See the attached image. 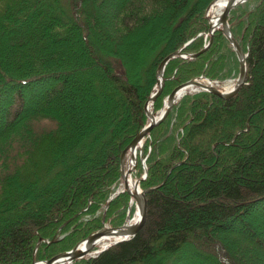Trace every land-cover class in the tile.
I'll use <instances>...</instances> for the list:
<instances>
[{"label":"trees","instance_id":"1","mask_svg":"<svg viewBox=\"0 0 264 264\" xmlns=\"http://www.w3.org/2000/svg\"><path fill=\"white\" fill-rule=\"evenodd\" d=\"M212 1L0 0V264L67 251L103 217L125 222L127 192L101 210L121 182V154L147 122L160 62L208 30ZM229 20L248 53L246 83L228 98L181 97L142 147L143 227L74 264H264V0ZM235 70L217 30L200 56L168 62L154 109L180 83Z\"/></svg>","mask_w":264,"mask_h":264},{"label":"water","instance_id":"2","mask_svg":"<svg viewBox=\"0 0 264 264\" xmlns=\"http://www.w3.org/2000/svg\"><path fill=\"white\" fill-rule=\"evenodd\" d=\"M214 1L215 0H213L211 2V4ZM246 1L247 0H229L226 8L223 10V12L219 18V21L215 24L211 23L210 18L208 16V21H209L208 30L206 32L199 33V34L204 35L205 43H204L202 49L198 52L188 53L190 58H195V57L200 56L211 45L215 32L217 30H222L223 33L228 37L230 43L232 44L234 50L236 51V53L238 55L239 61H240V71H239V75L237 77V82L231 91H229L227 93H223V92H221V90L217 86H215L213 84V81L211 79H208V83H204L201 81L202 79H205L204 76H199V77L190 79L186 82H183V83L177 85L167 96L166 99L168 100V103L166 104L164 109L162 108L160 113H154L153 116L148 117L147 116L148 115L147 114V106H149V104H151L152 109H154L153 103L161 95V93L164 89V85H165L164 72H165L166 65L173 58H176L178 56L185 57L186 56V53L184 52L185 47L188 44H190L194 39H196V37H193L192 39H190L181 48H179V49L171 52L170 54H168L160 62L159 67H158V73H157L158 75L161 76L160 85L158 88L157 87L154 88V90L152 91L148 100L144 104V113L148 119L147 123L142 127V129L137 133L135 138L123 150V152L121 154V175H122V178H123L124 183L126 185H128L127 180H126L127 174H131L132 171L135 170L136 165H137V161H138V159L136 157L135 165L132 168H129L126 170L124 165H123V160L126 158L128 151L133 150V149L137 150L139 144L144 141L146 136H148L150 134L151 130L167 116V114L170 112V110L173 108V106L177 103L178 99L181 97L180 96V90L186 89L189 87H195V88L200 87L204 90L213 92V93H215L221 97L228 98V97L232 96L233 94H235L241 88V86L246 83V80H247L246 57L248 56V53H245L243 51L239 42L235 38V36L231 30L230 23H229V14H230L231 10L235 6L240 5ZM210 7H211V5L209 6L208 11H209ZM147 173H148V169L146 167L145 175H147ZM143 179H144V177H139V178L135 179V185H136L135 195H133V193L131 191H129L128 189H126V190L118 189L115 192V194H113L110 197V199H112L116 194H118L120 192H124V191H126L130 196L132 195L134 197V199L136 200V206H138L140 211H141V219L136 226L131 227L129 225V223H128L129 217H128L126 223H124L122 225L106 226L101 230H98L96 232L89 234L87 237L83 238L76 245H74L70 250H68L64 253H61V254H57V255H55V256L51 257L50 259H47V260H34L32 262V264H62V263L64 264V263H70L71 261H73L77 258H80L83 255L89 253L90 250L92 249V247L94 246L95 242L97 240H99L100 238L106 237L110 231H116V232H120L122 234H125L126 237H124V239H122V240H126L129 237L133 236L135 233H137L143 227L145 219H146V213H147L146 192L149 189H142L141 187L139 188L140 183ZM130 205H131V202H130ZM122 240H118V241H122ZM118 241H114V243H116ZM83 244L86 245V250L81 251V250H79V247H80V245H83ZM107 247H108V245L103 247L100 251L106 249Z\"/></svg>","mask_w":264,"mask_h":264},{"label":"bare ground","instance_id":"3","mask_svg":"<svg viewBox=\"0 0 264 264\" xmlns=\"http://www.w3.org/2000/svg\"><path fill=\"white\" fill-rule=\"evenodd\" d=\"M228 1L229 0H215L211 4V7H210V9L208 11V16H209L210 21H211L212 24H215V23H217L219 21V18L221 16L223 10L226 8ZM205 81L208 82L207 79H205ZM160 82H161V76L158 75L157 84H156L157 88L159 87ZM236 82H237V80L235 81V83L230 84L229 86H227L224 89H222L221 92L227 93V92L231 91L234 88ZM191 88L192 87L180 90V96H182L186 91H188ZM167 103H168V100L166 99L165 102H164V107L166 106ZM147 114H148L147 115L148 117H151V116L154 115V111L152 109V105L151 104H149V106H147ZM139 147H140V144H139L138 148ZM138 148H137V150H135V149L129 150V155L127 157L128 168H131L133 166V164L135 163L136 157L138 155ZM126 180H127L128 185H126L124 183V181H123L122 184H121V187H120L121 190L128 189L129 191H131L133 193V195H135V190H136L135 189L136 188L135 178L133 177L132 174H127ZM139 188H140V186H139ZM130 202L135 205V209L131 213V215H130V217L128 219V223H129V225L131 227H134V226H136L139 223V221L141 219V211H140L139 207L136 206V200L134 199V197L132 195L130 196ZM121 235L119 233H117V232L110 231L106 237H103V238H100L99 240H97L95 242L96 243L95 245H96V247H103L106 244H108L109 242H112L114 240H117V239L121 238L122 237ZM79 249H81V250L85 249V245H81L79 247Z\"/></svg>","mask_w":264,"mask_h":264},{"label":"rangeland","instance_id":"4","mask_svg":"<svg viewBox=\"0 0 264 264\" xmlns=\"http://www.w3.org/2000/svg\"><path fill=\"white\" fill-rule=\"evenodd\" d=\"M240 5H242V4H240ZM240 5H237V6H235L232 10H234V9H236L238 6H240ZM209 8V7H208ZM208 8H207V10H206V17H207V20H208ZM231 10V11H232ZM231 13V12H230ZM229 17H230V15H229ZM209 22V21H208ZM229 23H230V20H229ZM202 33V32H201ZM200 35H202V34H198L197 36H200ZM196 36V37H197ZM203 37H204V35H203ZM232 45V44H231ZM238 56V55H237ZM183 58H189V56H185V57H183ZM239 58V57H238ZM232 76L231 77H229V78H227V79H223V80H221V79H213V80H215V84H216V86L220 89V90H222V89H224L225 87H227V86H229L230 84H233V83H235V81H236V79H237V76H238V71H234L232 74H231ZM209 78V77H208ZM211 79V78H210ZM157 84V83H156ZM155 84V85H156ZM155 88V87H154ZM190 91V90H189ZM188 91V93H192V92H197V91H194V90H192L191 92H189ZM166 97L167 96H165L164 98H163V100L161 101V103H162V106L159 108V109H157V110H155L154 109V111H155V113H160V111H161V109L164 107V101H165V99H166ZM180 100V99H179ZM243 152V151H242ZM147 164V163H146ZM221 163H219V162H217V164H216V168L217 167H219V165H220ZM142 166V165H141ZM142 169H143V167H142ZM137 170V169H136ZM133 177L134 178H138V175H137V173H135V175L133 174ZM121 183H122V178H121V182L119 183V185H118V187L115 189V191L116 190H118V189H121L120 187H121ZM114 191V192H115ZM113 192V193H114ZM112 193V194H113ZM111 194V195H112ZM110 195V196H111ZM110 198V197H109ZM110 199H108V201H107V203L101 208V210L103 211V215L105 216V214H106V212H107V209H108V207H109V205H110ZM134 206V207H133ZM129 208H130V211H129ZM120 209H122L123 211H124V220H125V222L127 221V218L131 215V213L133 212V210L135 209V205L134 204H132L131 206H130V196L128 195V202H127V206H125V207H121ZM99 212V211H98ZM97 212V213H98ZM263 212H264V210H263ZM88 217V216H87ZM106 218L105 217H103V220H104V224H103V227H105V226H108V225H110V226H114L113 224H111V221L109 220V219H107V220H105ZM261 224H263L262 223V221L260 222ZM102 227V228H103ZM256 231L259 233V232H261L262 234H264V228H263V226L261 225V226H259L258 228H256ZM237 233L238 234H240V235H242V236H246V234H245V232H243V231H237ZM262 237V236H261ZM262 243H263V245H264V237H262ZM97 248V247H96ZM91 257V255H89V256H86V258H80V259H78V260H76V261H74L73 263H71V264H74L75 262H80L82 259L83 260H85V259H88V258H90Z\"/></svg>","mask_w":264,"mask_h":264}]
</instances>
